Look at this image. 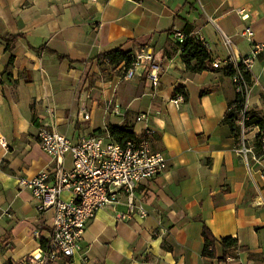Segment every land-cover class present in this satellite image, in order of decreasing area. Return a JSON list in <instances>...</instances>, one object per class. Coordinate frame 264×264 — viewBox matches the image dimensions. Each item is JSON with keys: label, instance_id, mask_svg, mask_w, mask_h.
I'll list each match as a JSON object with an SVG mask.
<instances>
[{"label": "crops", "instance_id": "obj_1", "mask_svg": "<svg viewBox=\"0 0 264 264\" xmlns=\"http://www.w3.org/2000/svg\"><path fill=\"white\" fill-rule=\"evenodd\" d=\"M247 26L251 40L241 35ZM176 31L204 37L203 70L187 67ZM10 35L20 37L12 42ZM263 41L264 0H0V138L7 142L0 143V264H18L51 238L53 210L40 212L18 183L53 166L40 146V128L77 142L124 124L136 136L151 127L152 148L168 160L163 173L136 188L148 215L122 218L121 193L115 207L96 212L81 250L52 264H264L260 126L247 125L243 134L236 122L232 132L224 119L236 97L232 76L211 65L248 55L253 42ZM144 47L161 68L157 87L141 70L125 79L124 62L99 59L116 48L135 54ZM250 75L252 116L264 112V50ZM178 89L186 97L176 104ZM81 104L88 120L79 114ZM142 113L147 118L138 120ZM243 142L253 151L249 163L239 151ZM204 226L215 237L212 256L204 253ZM224 238L235 244L224 246Z\"/></svg>", "mask_w": 264, "mask_h": 264}, {"label": "built area", "instance_id": "obj_2", "mask_svg": "<svg viewBox=\"0 0 264 264\" xmlns=\"http://www.w3.org/2000/svg\"><path fill=\"white\" fill-rule=\"evenodd\" d=\"M242 16L247 17L243 13ZM191 35L184 31H176L180 51ZM241 35L251 40L254 30L247 26ZM196 38L206 46L203 36L197 35ZM224 41L230 45L229 37L224 35ZM263 50L264 41L253 42L248 55L233 54L211 62L214 68L227 67L233 70L235 92L245 98L236 120L243 134L248 129L247 122L251 119L247 101L250 90L247 75L256 57ZM123 69L125 79L134 78L138 70H141L152 86L157 87L160 83L161 68L156 63L155 53L151 48H141L134 54L131 65L127 68L124 66ZM184 98L183 93H178L174 102L179 104ZM119 110L118 105L113 107V111ZM79 114L84 120L90 118V112L84 104L80 105ZM146 118L147 113L137 117L138 120ZM152 132L153 129L148 126L137 139L121 145L111 138L109 131L85 134L74 142L53 128L41 127L38 132L39 143L42 150L51 156L53 166L41 170L32 177H20L18 183L32 192L40 212L53 210V229L49 242L21 258L18 264H52L60 256L74 257L82 248L83 235L96 212L102 208L115 207L121 193L127 198V210L120 214L122 218H133L135 215L146 217L147 209L135 199L136 188L141 181L153 179L168 167L166 156L152 148ZM258 138L264 155V126L259 129ZM0 143L7 146L4 138H0ZM239 151L249 163L248 156L253 152L251 148L243 142ZM67 157L70 158L69 164L66 162ZM65 191L68 193L67 196L64 195ZM209 249L213 251L214 247L210 246ZM233 260V257H226L227 262ZM235 264L245 263L237 260Z\"/></svg>", "mask_w": 264, "mask_h": 264}, {"label": "trees", "instance_id": "obj_3", "mask_svg": "<svg viewBox=\"0 0 264 264\" xmlns=\"http://www.w3.org/2000/svg\"><path fill=\"white\" fill-rule=\"evenodd\" d=\"M18 37H20V35H10L9 40L13 42L16 41ZM181 52L184 55L183 60L190 70L199 71L205 68L206 61L209 58L207 46L203 45L200 41H198L196 37L191 35L183 44ZM99 59L107 60L112 66H117L124 62V66L127 68L133 62L134 54L132 52H126L120 48H116L101 54L99 56ZM13 60L14 55L12 54L8 60L6 68L13 63ZM193 61H195L194 64L192 63ZM227 69L230 75L232 76L233 70L230 68ZM250 76V73H248L247 78L249 82L251 81ZM178 92L183 93L186 97V94L183 92V89H178ZM244 99L245 98L242 95L236 93L235 99L230 103L231 108L226 113V116L224 118L225 121L229 124L233 133L238 132L239 129L236 125V120L238 118L239 109L242 106ZM251 124H256L261 128L264 126V119L256 116L255 114H252L251 119L247 122V125ZM108 131L110 132L111 138L120 143L121 145H125L126 142L129 140L137 139V136L133 131V127L128 124L114 126L111 125L108 128ZM99 133L104 132L99 131ZM203 236L205 238L204 253L209 256L214 255V250L211 251L209 248L210 246L215 244V237L206 226H204L203 228ZM222 242L224 246H232L233 244H235V240L231 238H224Z\"/></svg>", "mask_w": 264, "mask_h": 264}, {"label": "rangeland", "instance_id": "obj_4", "mask_svg": "<svg viewBox=\"0 0 264 264\" xmlns=\"http://www.w3.org/2000/svg\"><path fill=\"white\" fill-rule=\"evenodd\" d=\"M255 113V115L256 116H258V117H260V118H262V119H264V112L262 111V112H254ZM257 139V138H256ZM258 144H259V141L257 142V146L254 148V152L257 154V152H256V150H257V148H258ZM255 154V155H256ZM249 158H252L251 157V155L249 156Z\"/></svg>", "mask_w": 264, "mask_h": 264}]
</instances>
